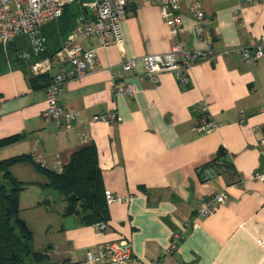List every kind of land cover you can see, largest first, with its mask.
Returning a JSON list of instances; mask_svg holds the SVG:
<instances>
[{
	"label": "crops",
	"instance_id": "1",
	"mask_svg": "<svg viewBox=\"0 0 264 264\" xmlns=\"http://www.w3.org/2000/svg\"><path fill=\"white\" fill-rule=\"evenodd\" d=\"M202 2L210 43L230 53L195 64L186 72V86L173 71L151 81L143 58L167 53L181 40L190 50L206 44L196 38L188 4L181 12L182 30L174 36L149 0H129L120 22L121 46L99 49L98 65L63 85L60 103L80 112L72 124L46 116L44 84L29 81L33 76L25 68L8 66L0 72V139L25 135L0 148V160L29 155L60 174L57 162L63 169L75 152L90 146L100 170L101 199L105 190L128 198L106 203L100 214L109 228L103 234L95 228V216H73L76 227L69 230L60 221L56 247H50L43 264H86L88 251L122 238L132 244L127 264H264V177L256 178L264 176V57L247 63L239 53L264 36V0ZM78 42L86 50L98 45ZM129 59L136 65L123 82L134 85L135 92L115 95L112 76ZM203 99L220 124L217 131L198 129ZM107 112H116L119 120H92ZM221 193L224 204L209 216L197 213ZM176 232L184 238L168 252Z\"/></svg>",
	"mask_w": 264,
	"mask_h": 264
},
{
	"label": "built area",
	"instance_id": "2",
	"mask_svg": "<svg viewBox=\"0 0 264 264\" xmlns=\"http://www.w3.org/2000/svg\"><path fill=\"white\" fill-rule=\"evenodd\" d=\"M158 5L161 15L177 36L182 30L181 12L184 4L188 8L195 22L196 38L204 42L205 48L190 50L186 42L181 40L175 43L171 50L163 54H150L143 58L145 74L153 82L158 81L159 74L173 71L177 73L179 83L186 86L189 83V71L199 62L213 59L216 55H228L229 48L218 51L210 43V33L207 28V19L203 11L202 0H149ZM253 2L255 0H245ZM79 2L81 8H86L88 15H81L72 32L65 38L61 47L50 55H43L47 50V39L43 34L44 27L58 20L64 13L67 5ZM129 0H0V44L12 43L17 38L27 39L30 53L26 57L33 58L30 62V73L34 77L47 76L45 87L48 107L46 116L61 125L75 122L80 112L72 106H64L59 97L64 84L70 80L79 79L87 75L94 66L98 65L97 51L108 49L111 46H121L123 42L120 22L127 16ZM82 38L89 42H98L97 46L84 49L78 42ZM241 58L247 63H256L264 57V36L252 40L248 47L239 50ZM134 59L126 60L112 76L111 91L113 94H130L135 92L131 83L123 82L127 72L135 68ZM198 129L209 133L219 130L220 124L215 120L209 104L203 99L198 104ZM93 121L112 122L119 120L116 112L95 114ZM85 140L88 136L83 137ZM264 146V139L261 141ZM62 172V163L57 162ZM219 164H224L220 160ZM264 177L256 174V178ZM107 204L126 202L127 197H118L111 190H105ZM226 202L224 193L210 197L204 205L199 206L197 213L200 216H209L215 208ZM97 232L103 234L109 224L105 221L94 224ZM184 234H173L168 252L176 250ZM133 258L132 244L122 238L103 244L99 251H88L86 264H127Z\"/></svg>",
	"mask_w": 264,
	"mask_h": 264
},
{
	"label": "trees",
	"instance_id": "3",
	"mask_svg": "<svg viewBox=\"0 0 264 264\" xmlns=\"http://www.w3.org/2000/svg\"><path fill=\"white\" fill-rule=\"evenodd\" d=\"M76 3L78 4L77 9H73L71 5ZM72 4L65 7L63 15L58 20L44 27L43 34L47 39L48 48L43 55H50L57 51L60 40L66 38L75 28L76 20L81 15H88V10L84 7L81 8L78 2ZM18 40L19 38L11 45L15 46ZM23 40L26 44V49H24L30 50L27 39ZM24 56L27 59L25 69L30 72L31 62L29 60L31 58L26 57L27 52ZM2 67L0 66V72L7 68ZM30 80L41 81L45 88L49 79L44 75L33 76L29 78ZM24 136L23 134L6 136L0 139V148L19 142ZM24 162L32 163L37 170L48 176L51 182L47 185L49 189L57 190L59 196L64 194L68 197L69 202L64 212L65 218L82 214L84 218L94 216L98 218L95 223L105 221L101 218L100 213L106 206V200L105 198L101 199L100 192L96 188L100 170L96 167V152L93 147L88 146L75 152L71 162L64 166L63 172L60 174L36 163L29 155L0 160V264H43L50 259L47 252L33 249V233L20 217L18 194L23 189V183L12 175L10 167L13 164ZM90 211L92 212L91 216L88 214Z\"/></svg>",
	"mask_w": 264,
	"mask_h": 264
},
{
	"label": "rangeland",
	"instance_id": "4",
	"mask_svg": "<svg viewBox=\"0 0 264 264\" xmlns=\"http://www.w3.org/2000/svg\"><path fill=\"white\" fill-rule=\"evenodd\" d=\"M71 7L77 9L78 4H72ZM23 39L25 38L20 37L15 46L11 43L0 44V66L25 68L27 59L24 54L25 52L30 53V50H25L26 44ZM21 50L22 52H20ZM40 163L42 164V162ZM10 171L19 182L23 183V189L18 194V203L20 217L33 233L32 247L36 251L49 252L50 247H56L54 240L59 235L60 221H63L65 227L67 219H64V212L69 202L68 197L61 194L59 200L56 201L53 195L48 194L47 175L37 170L32 163L13 164Z\"/></svg>",
	"mask_w": 264,
	"mask_h": 264
},
{
	"label": "water",
	"instance_id": "5",
	"mask_svg": "<svg viewBox=\"0 0 264 264\" xmlns=\"http://www.w3.org/2000/svg\"><path fill=\"white\" fill-rule=\"evenodd\" d=\"M211 33H212V31H211ZM226 157L228 158V156H226ZM48 194L53 195L55 197L56 201L59 200V194H58L57 190L49 189ZM75 227H76L75 217L71 216V217L67 218L66 223H65V229L69 230V229H72Z\"/></svg>",
	"mask_w": 264,
	"mask_h": 264
}]
</instances>
